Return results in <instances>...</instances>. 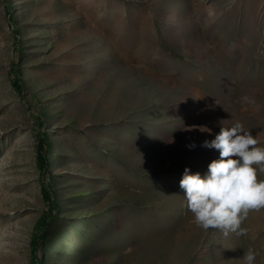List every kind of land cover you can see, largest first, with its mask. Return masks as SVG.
Instances as JSON below:
<instances>
[{
	"label": "rangeland",
	"instance_id": "374dc122",
	"mask_svg": "<svg viewBox=\"0 0 264 264\" xmlns=\"http://www.w3.org/2000/svg\"><path fill=\"white\" fill-rule=\"evenodd\" d=\"M237 121L264 148V0H0V264L54 198L42 264H264V209L224 236L179 187Z\"/></svg>",
	"mask_w": 264,
	"mask_h": 264
},
{
	"label": "clouds",
	"instance_id": "9594fccd",
	"mask_svg": "<svg viewBox=\"0 0 264 264\" xmlns=\"http://www.w3.org/2000/svg\"><path fill=\"white\" fill-rule=\"evenodd\" d=\"M242 101L255 103L248 96ZM258 143L240 121L221 126L214 139L203 142V147L217 150L219 158L208 164L203 177L185 168L179 181L185 206L198 227L242 236L246 230L241 225L249 212L264 209V180L257 179L258 170L264 172V148ZM243 259L253 264L256 253L249 249Z\"/></svg>",
	"mask_w": 264,
	"mask_h": 264
},
{
	"label": "trees",
	"instance_id": "16d2710c",
	"mask_svg": "<svg viewBox=\"0 0 264 264\" xmlns=\"http://www.w3.org/2000/svg\"><path fill=\"white\" fill-rule=\"evenodd\" d=\"M9 19L12 24H15L16 19L15 17L10 13L9 14ZM21 39V36L19 33H16L15 40L16 42H19ZM19 84V83H18ZM15 87H17V82H14ZM17 88H21V86H18ZM46 147V148H45ZM49 148H52V141L47 133H43V138H41V146H40V152H39V157H38V164L41 168L44 170L48 168L49 166V161L47 158L48 155V150ZM44 197L51 199L49 192L47 189H44ZM51 205V210L46 216H43L38 222H37V230L38 233L35 235L34 240H33V245H32V262L31 264H42V260L39 258L38 255V247L42 241L47 236V233L53 223V221L57 217V210L59 211L60 207H62V204L60 201H58L56 198L51 200L50 202ZM56 211V213H54Z\"/></svg>",
	"mask_w": 264,
	"mask_h": 264
}]
</instances>
